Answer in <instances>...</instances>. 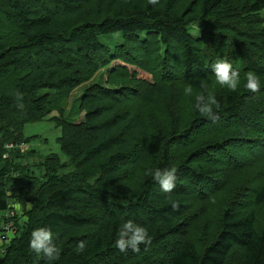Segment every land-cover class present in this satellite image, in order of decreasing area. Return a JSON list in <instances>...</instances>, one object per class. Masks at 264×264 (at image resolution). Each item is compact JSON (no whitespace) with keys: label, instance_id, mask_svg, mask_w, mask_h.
I'll return each mask as SVG.
<instances>
[{"label":"trees","instance_id":"obj_1","mask_svg":"<svg viewBox=\"0 0 264 264\" xmlns=\"http://www.w3.org/2000/svg\"><path fill=\"white\" fill-rule=\"evenodd\" d=\"M263 13L264 0H0V264H48L29 246L41 227L60 248L52 264H264L257 217L264 206ZM114 33L120 44L100 40ZM218 59L240 73L236 92L215 82ZM102 71L68 119L64 102ZM248 71L260 78L258 93L244 88ZM178 81L193 86L185 100L174 91ZM209 92L220 103L214 119L195 108V97ZM139 98L156 111L164 102L162 137L126 105ZM53 112L72 171L59 174L66 166L51 154L38 164L39 178L18 165L16 146L30 142L25 125ZM196 133L206 139L197 142ZM238 144L251 146L245 152L253 162L233 152ZM197 161L225 174L196 169ZM172 167L176 187L166 193L150 172ZM129 220L151 239L139 252L114 246Z\"/></svg>","mask_w":264,"mask_h":264},{"label":"rangeland","instance_id":"obj_2","mask_svg":"<svg viewBox=\"0 0 264 264\" xmlns=\"http://www.w3.org/2000/svg\"><path fill=\"white\" fill-rule=\"evenodd\" d=\"M264 17V13H263ZM201 30H203L202 26H196L194 30H192V33L194 36H198L200 38L201 36ZM100 40L110 45L111 47L114 46V41H119V44L122 42V40L118 36H101ZM124 66L122 62H116L113 64V66ZM125 67V66H124ZM132 71L137 70L135 68L129 67ZM122 73L121 69L119 68L114 74ZM112 75V78H114L119 85H126L128 82L125 79L117 78L115 75ZM106 75V71H102L100 74H98L92 82L82 85L81 87L77 88L69 99H67L63 107L65 108V114L67 118H71V116L78 111V108L80 106V97L83 94L85 88L92 83H100L102 81V78ZM139 77L147 79H150V74H145V72H139ZM189 85L185 81H178L177 84L174 87V91L178 94V96L181 98V100H185L186 94H185V87ZM158 111H156V106L153 105H147V103L143 102L140 98L139 99H133L128 102H126V105H128L133 113L138 115H144L146 119L149 121V125L151 128V131L153 134L161 135L162 137V130L163 126L165 127L166 123L164 121V116L161 112V109L164 107V102L162 100H158ZM147 105V106H146ZM182 106L185 107V102H182ZM76 116V115H75ZM74 116V117H75ZM55 117H59V114L57 112H53L49 117H47L45 120L37 123H29L25 125L23 133L24 136L28 139L30 138V142L27 144L25 142H21L19 146H16V149L20 150L19 155L16 158L18 165L21 166H27L31 171L30 173H33L35 176L42 178L44 172V169L40 168L38 164L44 160V158L51 154H56L61 160V163L65 164V168L60 170L59 174H66L72 171V167L69 163V158L62 152L61 146L58 143V138L62 134L61 128L56 126V123L53 122V119ZM73 117V118H74ZM215 136L211 135L208 136V139H213ZM194 138L197 142L201 141L202 139H206L205 137L199 136L198 133L194 135ZM23 143V144H22ZM154 146L159 147L161 146V140L155 139L153 141ZM18 147V148H17ZM250 145H241L238 144V147L233 149V152L236 155H239L245 163H251L253 161H250V159L247 156V153L245 152L246 149H251ZM15 155V154H13ZM4 158H8V154L4 156ZM205 158V157H204ZM216 161V160H215ZM193 167L196 169H200L203 167H209L218 169L221 174H225V170L223 168L203 164L202 162H194L192 163ZM4 166V163H0V169ZM133 172H136L138 175H140L139 169H134ZM219 182V181H218ZM30 208V206H28ZM16 211L18 210V215L22 214L21 209L22 207L17 204L15 206ZM14 215V214H12ZM1 217V215H0ZM258 221L259 223L264 222V206L258 207V213H257ZM22 223H24L25 220H21ZM3 225V222L1 220L0 226ZM1 235V233H0ZM13 233L9 234V237H12ZM2 243V238H0V246Z\"/></svg>","mask_w":264,"mask_h":264},{"label":"clouds","instance_id":"obj_3","mask_svg":"<svg viewBox=\"0 0 264 264\" xmlns=\"http://www.w3.org/2000/svg\"><path fill=\"white\" fill-rule=\"evenodd\" d=\"M159 0H148V4L156 5ZM114 36H118L119 33H114ZM213 72L215 76V82L226 87L232 92H236L241 85V76L238 71L233 70L231 63L226 59H218L213 65ZM244 88L251 93H258L261 90V81L259 76L253 72L248 71L244 76ZM202 88H206V84H201ZM185 94L191 96L193 94V86L187 85L185 87ZM18 98L22 99V96L18 94ZM196 104L195 108L201 116L214 119L216 117V112L220 108V103L217 100L214 93L209 92L207 96L200 94L195 97ZM19 109H23V103L17 105ZM177 169L175 167L169 169H156L154 172H150L154 180L159 183L161 189L166 193H171L176 187L177 180ZM173 207H178V205H173ZM151 239L147 228L135 224L133 221L129 220L121 223L119 230L117 232V237L115 241V247L121 252H127L131 249L134 252L140 251L141 244L150 243ZM30 249L37 254V256L42 255L43 258L52 264L60 256V248L57 246L54 233L50 228H37L31 233ZM85 242L81 241L77 247V252H82L85 249Z\"/></svg>","mask_w":264,"mask_h":264},{"label":"built area","instance_id":"obj_4","mask_svg":"<svg viewBox=\"0 0 264 264\" xmlns=\"http://www.w3.org/2000/svg\"><path fill=\"white\" fill-rule=\"evenodd\" d=\"M8 148H14V146L13 145H9Z\"/></svg>","mask_w":264,"mask_h":264}]
</instances>
